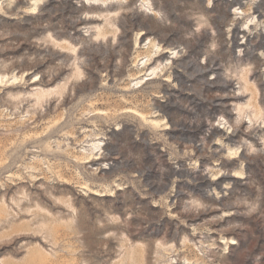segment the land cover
<instances>
[{
    "label": "rangeland",
    "instance_id": "374dc122",
    "mask_svg": "<svg viewBox=\"0 0 264 264\" xmlns=\"http://www.w3.org/2000/svg\"><path fill=\"white\" fill-rule=\"evenodd\" d=\"M0 264H264V0H0Z\"/></svg>",
    "mask_w": 264,
    "mask_h": 264
},
{
    "label": "bare ground",
    "instance_id": "6f19581e",
    "mask_svg": "<svg viewBox=\"0 0 264 264\" xmlns=\"http://www.w3.org/2000/svg\"><path fill=\"white\" fill-rule=\"evenodd\" d=\"M104 37V36H103ZM97 52V51H96ZM147 62V61H146ZM146 64V63H145ZM146 66H147V64H146ZM159 66V65H158ZM155 74H154V72H151V73H149L148 75H145V76H147V80H149V81H151V79H153V76H154ZM156 77V76H155ZM90 162V161H89Z\"/></svg>",
    "mask_w": 264,
    "mask_h": 264
}]
</instances>
